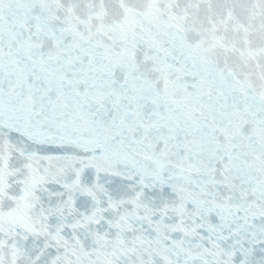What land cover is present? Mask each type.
<instances>
[{"label":"snow or ice","instance_id":"1","mask_svg":"<svg viewBox=\"0 0 264 264\" xmlns=\"http://www.w3.org/2000/svg\"><path fill=\"white\" fill-rule=\"evenodd\" d=\"M0 264H264V0H0Z\"/></svg>","mask_w":264,"mask_h":264}]
</instances>
